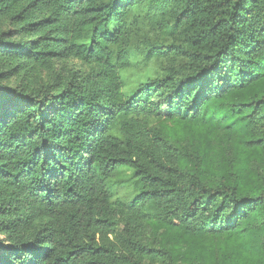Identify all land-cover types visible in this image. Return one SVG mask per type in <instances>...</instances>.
Segmentation results:
<instances>
[{"label":"trees","instance_id":"1","mask_svg":"<svg viewBox=\"0 0 264 264\" xmlns=\"http://www.w3.org/2000/svg\"><path fill=\"white\" fill-rule=\"evenodd\" d=\"M0 264H264V0H0Z\"/></svg>","mask_w":264,"mask_h":264},{"label":"rangeland","instance_id":"2","mask_svg":"<svg viewBox=\"0 0 264 264\" xmlns=\"http://www.w3.org/2000/svg\"><path fill=\"white\" fill-rule=\"evenodd\" d=\"M110 30H113V25H111ZM80 43H85L86 46L89 45L88 41H80ZM67 64L69 62H66ZM73 65L80 69H85L86 66L79 61L74 60ZM61 63L57 64V67H61ZM160 66V61L156 59H150L146 63L139 61L132 65L130 68L121 70V76L124 80V90L133 88L139 81L145 80L148 77L159 75L162 73ZM40 76L45 79L48 78L46 72H40ZM158 126H161L163 132L170 137L171 140L187 143L190 141L189 127L182 126L180 122L173 120L158 121ZM214 145V143L212 142ZM129 171L122 168L118 171L117 179L121 181L120 185L117 186V196L124 199H129L132 194L131 181L128 180ZM163 232L162 227H156L153 223H150L145 230L144 236L150 241L154 239H159L161 233Z\"/></svg>","mask_w":264,"mask_h":264}]
</instances>
